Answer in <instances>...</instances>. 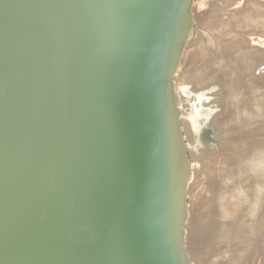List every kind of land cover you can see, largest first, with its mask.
Here are the masks:
<instances>
[{
    "label": "water",
    "instance_id": "obj_1",
    "mask_svg": "<svg viewBox=\"0 0 264 264\" xmlns=\"http://www.w3.org/2000/svg\"><path fill=\"white\" fill-rule=\"evenodd\" d=\"M194 2L0 0V264H191Z\"/></svg>",
    "mask_w": 264,
    "mask_h": 264
},
{
    "label": "rangeland",
    "instance_id": "obj_2",
    "mask_svg": "<svg viewBox=\"0 0 264 264\" xmlns=\"http://www.w3.org/2000/svg\"><path fill=\"white\" fill-rule=\"evenodd\" d=\"M254 2H256V0H195L194 6L192 9V15L194 18L193 28H192L190 37L187 41V44L183 50L179 65L174 75L175 90L178 95V112L180 116V126L182 128V135L184 137V143L186 145L188 161H189V179H188L187 188H186V219L184 221V246L186 249V253L187 254L189 253L188 257H189L191 264L192 263L193 264H207L208 262H210V257L208 255L211 256V254H209V252L206 251V248H210V245L212 242L208 240H210L211 238L205 240L206 244L204 241L200 239V235L202 233L199 231L200 230V228H198L199 219H197L198 212L200 211L201 206H203L205 203L206 192H208L209 189H212L215 187L216 185L215 183L220 178L218 175L221 172V168L228 166L230 164V161L235 157L236 153H238L237 151H238V147L240 146V144L243 145L246 142L249 143V142H255V141L264 143V118L263 117H262L263 119L260 116L256 118L253 117L251 120L252 122L249 121L247 124V127L249 128L244 127L242 129L243 127L242 125H240L241 127L238 126V128L235 127L238 124L237 125L235 124L234 127L233 126L230 127L231 124H229V122L231 123V120L234 119L236 115V110H237L236 108L234 109V107L230 106V104L228 103L230 100L231 93H232L231 92L232 88H230L229 83L230 82L232 83L231 80L232 79L234 80L235 74L230 73L231 71L228 72L227 71L228 68L225 69L226 67L224 68L225 70L223 69V67L221 70L218 64H214V63L210 64V66L207 65L208 67H206L205 65L206 59H203L206 57V55L209 54V52H211V50L214 49L213 45L211 47L210 46L211 44L209 42L207 41L205 42V40L207 39L211 40L210 34L212 32L211 33L207 31L205 32V30H207L210 27V24L213 22V24H211L212 27L214 25L217 28H219L218 26L219 24L222 25L224 23L223 25L225 24L227 25L226 30H223L224 34L222 33V35L219 36L220 38H223L222 36L224 35L225 37V35L228 33L226 31L230 30L233 32L235 29L234 25L236 21L233 20V18L235 19V17H232V16L233 15L236 16V19L238 18L239 20L241 18V14L245 11L242 9L243 8L245 9L246 6L250 7ZM219 10H221L220 13H219ZM232 11L234 12L232 13ZM240 11L242 13H240ZM220 14H222V16ZM215 15L217 16L219 15V18L221 20L217 21L218 17L216 18ZM210 16L211 17L213 16L212 20H209L211 18ZM223 18L226 20H224ZM230 18L232 20H230ZM207 20L211 21L210 24L208 23L209 27H207L208 24H206ZM257 34L254 36L256 38H254L253 41H255V39L258 38L257 36H260V33H257ZM208 35L210 38H208ZM251 37L253 39V36ZM261 38L263 39L261 42H263V45H264V37H261ZM220 42H221V39L219 40V43ZM197 43L200 45H198ZM253 43L256 45H260L259 41H255ZM204 45L207 49L203 47ZM216 47L218 50L220 49V46L217 45ZM208 49H210L209 52L206 51ZM218 50L216 51V48L214 49V53H216V55L213 54L215 56H212L214 60L216 59L219 60V58L215 59L214 57L222 56V54H220ZM203 53L205 54L208 53V54L205 55ZM233 58L234 57L229 54V56L228 55L226 56L224 61L226 60L225 62L228 63V60H229L230 63H233L232 62ZM203 61L204 63H201ZM201 69L203 70V72ZM203 73H206V75H204ZM253 75L255 76L254 77L255 78L254 80H256L255 82H257L256 85L260 88H264V66L263 67L261 66V68L255 71ZM175 76H176V79H175ZM205 77L209 79L207 80ZM195 78L197 81L195 80ZM201 80L202 81L206 80V81L205 82L203 81L202 83ZM242 88H245V87L242 86ZM245 94L246 95H242V99H241L243 100L242 103L247 102L248 104L247 106H249L250 108L249 112L251 111L254 112L253 109L255 108L256 110V107L253 106L254 104L252 102L250 103L251 94L249 95V93L247 92ZM260 101L263 102V106H264V96H262ZM252 107L253 109H251ZM260 107H262V105ZM259 109L261 111L264 110L263 107ZM258 118H260L261 120ZM226 163L228 165H226ZM256 171H258V173L261 172V168H257L253 170L252 172H256ZM254 180H256V178L251 177L250 181H254ZM253 184L254 182L250 184L251 187L253 186ZM263 217L264 215L260 216V214L258 213L255 215L254 220L251 222L252 225L254 224L257 225V229L259 228L256 231L257 234L255 233L256 234L255 236L257 238L259 237L258 240L256 239L254 235H251L252 237L249 235L243 236L242 239L240 238L241 240L235 239L231 243V245L228 246L227 252L229 254H227L226 256L227 258L226 257L220 258L217 262H214L213 264H244L247 258H248L247 260L250 259L249 260L251 261L250 264H264V249H261V248H264V245H263L264 243H262L264 242L262 241L264 240L263 239V236H264V231H263L264 230L263 228L264 218ZM257 219H258V222H257ZM239 220L240 219L238 218L237 221L239 222ZM260 229H261V232L259 233ZM193 230H195L196 232H193ZM197 231L199 233H197ZM212 232H211V235H212ZM194 234L198 235L197 236L198 239L196 238ZM260 240H261L260 243L261 245H263V247L261 245L259 246ZM203 242L204 244L202 245L201 243ZM236 242L238 244L240 243L239 245L241 247ZM245 242H250L249 244L251 245L250 246L251 249L248 248V250L246 251V256H244L246 259L245 258L242 259L240 257V249L243 247V244ZM255 243H256V246H255ZM207 244L208 246H206ZM217 245H220V243H218ZM257 249H259V252L255 251ZM191 254L193 256H191ZM190 257L191 258L193 257V258L190 259ZM193 259L195 260L194 262H192ZM249 261H247L248 263L246 262L245 264H249Z\"/></svg>",
    "mask_w": 264,
    "mask_h": 264
},
{
    "label": "bare ground",
    "instance_id": "obj_3",
    "mask_svg": "<svg viewBox=\"0 0 264 264\" xmlns=\"http://www.w3.org/2000/svg\"><path fill=\"white\" fill-rule=\"evenodd\" d=\"M229 4H231V3H229ZM249 5H251V4H249ZM242 10H245V11L243 13L240 11V13H242V14H241V18L239 20H238V18L236 19V16H234V15L232 16V17H235V19L233 18V20L236 21V23L234 21V23H235V25H234L235 29L233 28L234 31L233 32L230 30L226 31L228 33L225 35V37L223 35L222 36L223 38H220L219 36L222 35V33L224 34L223 30H226L227 25L226 24L223 25L224 24L223 23L222 25H220V24L218 25L219 28H217L214 25L212 27L211 24H213V22L211 23V21H209V20H212L213 16L212 17L210 16L211 18L209 20H207L206 24H208V23L209 24L211 23V24H210V27H209V24H208V26L206 25L207 27H209L208 28L209 30L207 29V30H205V32L206 31L210 32V33L212 32L210 34L211 40L205 38V39H207V40H205V42L206 41L209 42L211 44L210 45L211 47L213 45L214 49L216 48V51L218 50L216 46L217 45L220 46L221 51L219 49L218 52L220 54H222V56L221 57H218V56L214 57L215 59L219 58V60L218 59L214 60L212 57V56L216 55V53H214V49L211 50V52H209L210 49H208L206 51H208L209 54L206 53V54H208V55H206L205 53H203L207 57V58L205 57L203 59H206V64H205L206 67H208V66H210V64L214 63V64H218V66L221 68V70H222V67H223V69L226 67L225 69L228 68V70H227L228 72L231 71L230 73L235 74L234 80L232 79L231 80L232 83L231 82L229 83L230 88H232V91H231L232 93H231L230 100L228 103L230 104V106L234 107V109L236 108L237 110H236V115H235L234 119L232 118L233 120H231V123L229 122V124H231L230 127L231 126L234 127L235 124L236 125L238 124L237 126H235L237 128H238V126L242 125L243 126L242 129H243L244 127H247L248 122L251 121L253 117L256 118V117L260 116L261 118L262 117L264 118V110L261 111L259 109L262 107L264 109L263 102L260 101L262 96H264L263 95L264 94V88H260L256 85L257 82H255L256 81V80H254L255 76L253 75L255 71H257L259 68H261V66L262 67L264 66V45H263V42H261L263 40L261 37H264V0L263 1L262 0H256V2H254L250 7L246 6V8L245 9L243 8ZM220 11L221 10H219V13H220ZM229 12H230V10H229ZM233 12L234 11H232V13ZM220 15L222 16V14H220ZM215 16H216V18L218 17L217 21L221 20L219 18V15L218 16L215 15ZM231 18H230V20H232ZM224 20H226V19H224ZM225 22H227V21H225ZM228 29H229V27H228ZM257 33H260V36H257L258 38L255 39V41H259L260 45H256L253 43V42H255V41H253L254 38H256L254 36ZM251 36H253V39ZM208 38H210L209 35H208ZM220 39H221V42L219 43ZM216 42H217V44H216ZM209 43H207V44H209ZM198 45H200V44H198ZM203 47L205 49H207L205 47V45ZM192 54H193V52H192ZM213 54H215V55H213ZM229 54L234 57L232 60L233 63H230L229 60L227 59L228 63H230V64L226 63L225 62L226 60L224 61L226 56L227 55L229 56ZM200 56H198V57H200ZM222 59H223V61H222ZM210 60H211V62H210ZM201 63H204V61ZM201 63H200V65H201ZM202 72H203V70H202ZM203 74L206 75V73H203ZM175 79H176V76H175ZM195 80H196V78H195ZM203 81L205 82L206 80H203ZM203 81H202V83H203ZM198 84H199V82H198ZM242 86L245 88H242ZM246 92L249 93V95L251 94L250 95L251 100L250 99L249 100H250V103L252 102L254 104V105L253 104L252 105L256 107V110H255V108L253 109V107L251 108L254 110V112L253 111L249 112L250 108H249V106H247L248 105L247 102L242 103V101H243V100H241L242 95H246L245 94ZM261 105H262V107H260ZM258 119H260V118H258ZM251 122H250V124H251ZM247 128H249V127H247ZM237 152L238 153H236L235 157L230 161V164L228 165L226 163V165H228V166H225L223 168L220 167L221 172L218 175L220 178L215 183L216 184L215 187L212 189H209L208 192H206L205 203L203 206H201V209L198 212V218L197 219H199V221H198L199 227L198 226L197 227L200 228L199 231L202 233L200 235V239L205 242V240L211 238L212 240L210 239L208 241H211L213 243V244L211 243L210 248H206V251H208L209 254H211V256L208 255L210 257V262L207 261L209 264H213L214 262H217L220 258L226 257L227 254H229L227 252L228 246L231 245V243L235 239L236 240H238L240 238L242 239L243 236H248V235L249 236H251V235L255 236L257 234L256 231L259 228L257 229V225H255V224L252 225L251 222L254 220V217L256 214L259 213L260 216L264 215V143L257 142V141L249 142V143L246 142L243 145L240 144ZM223 163H225V162H223ZM257 168H261V172H259V173H258V171L252 172L253 170H255ZM251 177H255L256 180L250 181ZM253 182H254V184L251 187L250 184ZM238 218L240 219L239 222L237 221ZM257 222H258V219H257ZM198 228H196V229H198ZM212 230H213V232H212ZM193 232H196V231L193 230ZM211 232H212V235H211ZM260 232H261V229L259 230V233ZM197 233H199V232L197 231ZM262 233H261V235H262ZM195 236L197 238L198 235H195ZM258 238L256 237L257 240H258ZM261 239H262V237H261ZM263 239H264V236H263ZM262 241H264V240H262ZM204 242L201 244L203 245ZM260 242H261V240L259 241V243ZM218 243H220V245H217ZM249 243L250 242H245L243 244V247L240 249V257L242 259L245 258L244 256H246V251L251 246ZM262 243H264V242H262ZM205 244H206V242H205ZM209 244H210V242H209ZM260 245H261V243L259 244V246ZM263 245H261V246L263 247ZM206 246H208V244ZM255 246H256V243H255ZM255 246H254V248H255ZM257 248H258V246H257ZM259 249L255 250V251L259 252ZM261 249H264V248H261ZM252 251H254V250H252ZM208 252H207V254H208ZM191 256H193V255L191 254ZM192 258L190 257V259H192ZM247 259H246V262L250 260V259L249 260H247ZM194 261L195 260L193 259L192 262H194ZM250 263H251V261H249V264Z\"/></svg>",
    "mask_w": 264,
    "mask_h": 264
}]
</instances>
